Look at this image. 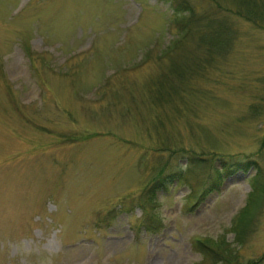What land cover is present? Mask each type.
<instances>
[{"label": "rangeland", "instance_id": "rangeland-1", "mask_svg": "<svg viewBox=\"0 0 264 264\" xmlns=\"http://www.w3.org/2000/svg\"><path fill=\"white\" fill-rule=\"evenodd\" d=\"M171 3L0 0V264H264L263 10Z\"/></svg>", "mask_w": 264, "mask_h": 264}, {"label": "trees", "instance_id": "trees-1", "mask_svg": "<svg viewBox=\"0 0 264 264\" xmlns=\"http://www.w3.org/2000/svg\"><path fill=\"white\" fill-rule=\"evenodd\" d=\"M240 3H243V4H245V3H252V4H257L259 7H261V9L263 10V12L261 11V14L263 13L264 14V0H238ZM175 2H177V1H175ZM171 5L173 6V0H172V3H171ZM174 7H175V9H176V11H179L180 10V2H177V3H175V5H174ZM186 10H187V8H186ZM246 17H255V18H258V15H251V14H247V13H243ZM264 15H262L261 16V18L263 17ZM192 18L193 17H191V14H190V12H189V15L187 16V18L186 17H184L183 15H181L180 17H178L177 19H176V24H177V26H178V32H179V37H180V39L182 38V37H184V26H185V24L186 23H184V22H187V23H189V22H191V20H192ZM179 39V40H180ZM178 40V41H179ZM167 56V55H166ZM175 71H177V69H175ZM250 163H252V161H250ZM235 164H240L241 166H244L243 164H245L244 162H235ZM226 167H224V169H225ZM157 185H155V184H153L152 186H151V188L152 189H154L155 187H156ZM254 190V189H253ZM154 191V190H153ZM251 204V201L238 213V216L234 219L235 220V222H234V225H233V227H234V229L233 230H235V233L237 234V235H239V237L237 238L238 240H240L241 239V237L243 236V231H245V229H246V226H245V224L247 223V221H248V219H246V216H247V214H248V211L250 210H248L247 211V209H248V207H249V205ZM146 221H144L143 222V224L146 226V227H148L149 225H150V223L148 222V220H147V218L145 219ZM154 227V226H153ZM204 247H206V243H204L203 241H201V240H199V239H197V241H196V248H197V250L204 256V258L206 257V255H207V253L204 251Z\"/></svg>", "mask_w": 264, "mask_h": 264}]
</instances>
